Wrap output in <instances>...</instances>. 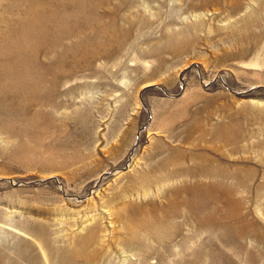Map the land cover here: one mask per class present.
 <instances>
[{"label": "rangeland", "instance_id": "rangeland-1", "mask_svg": "<svg viewBox=\"0 0 264 264\" xmlns=\"http://www.w3.org/2000/svg\"><path fill=\"white\" fill-rule=\"evenodd\" d=\"M0 264H264V0H0Z\"/></svg>", "mask_w": 264, "mask_h": 264}, {"label": "bare ground", "instance_id": "bare-ground-1", "mask_svg": "<svg viewBox=\"0 0 264 264\" xmlns=\"http://www.w3.org/2000/svg\"><path fill=\"white\" fill-rule=\"evenodd\" d=\"M47 1H48V0H47ZM44 4H45V3H44ZM59 4H60V3H59ZM46 5H47V4H46ZM42 6H44V5H42ZM50 6H51V5H50ZM67 8H68V7H67ZM73 8H74V7H73ZM32 9H33V8H32ZM53 10H54V9H53ZM74 10H75V9H74ZM54 11H55V10H54ZM54 11H53V12H54ZM35 12H36V11H35ZM36 13H37V12H36ZM53 14H54V13H53ZM67 14H68V13H67ZM67 14H66V15H67ZM48 15H49V14H48ZM61 15H62V14H61ZM52 16H53V15H52ZM63 18H64V17H61L62 22H63ZM39 19H40V18H39ZM35 20H36V18H35ZM66 22H68V21H66ZM27 23H28V22H27ZM100 23H101V22H100ZM23 24H24V23H23ZM23 24H22V25H23ZM92 25H93V24H92ZM110 25H111V24H110ZM46 27H47V26H46ZM101 27H103V26H101ZM101 27H100V28H101ZM108 27H109V26H108ZM22 28H24V27H22ZM47 28H48V27H47ZM100 28H99V29H100ZM105 28H107V27H105ZM109 28H112V26L109 27ZM99 29H98V30H99ZM101 29H102V28H101ZM101 29H100V30H101ZM103 29H104V28H103ZM107 29H108V28H107ZM112 29H113V28H112ZM48 30H49V28H48ZM115 30H116V29H115ZM111 31H112V30H111ZM113 32H114V30H113ZM109 33H110V32L108 31V34H109ZM17 36H18V35H17ZM25 36H26V35H25ZM17 38H19V37H17ZM26 38H27V36H26ZM20 54H21V53H20ZM23 55H24V54H23ZM91 55H92V54H91ZM89 57H90V56H89ZM92 58H93V57H92ZM19 59H20V58H19ZM17 62L21 63V59H20V60H17ZM3 73H4V71H3ZM5 74H6V73H5ZM24 75H25V74H24ZM24 75H23V76H24ZM16 82H17V81H16ZM32 85H33V84H32ZM34 85H36V84H34ZM158 235H159V234H158ZM159 236H160V235H159Z\"/></svg>", "mask_w": 264, "mask_h": 264}]
</instances>
